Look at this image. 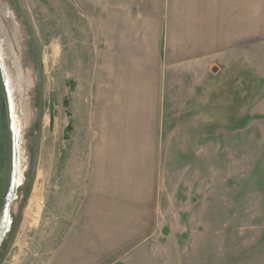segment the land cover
Listing matches in <instances>:
<instances>
[{
	"label": "rangeland",
	"instance_id": "1",
	"mask_svg": "<svg viewBox=\"0 0 264 264\" xmlns=\"http://www.w3.org/2000/svg\"><path fill=\"white\" fill-rule=\"evenodd\" d=\"M112 3L0 0V51L11 79L22 175L0 264H58L68 224L62 155L90 151V139L103 133L93 128L84 100L101 11ZM262 4L254 31L247 25L236 46L214 50L212 68H174L163 108H145L159 216L140 264H264Z\"/></svg>",
	"mask_w": 264,
	"mask_h": 264
},
{
	"label": "crops",
	"instance_id": "2",
	"mask_svg": "<svg viewBox=\"0 0 264 264\" xmlns=\"http://www.w3.org/2000/svg\"><path fill=\"white\" fill-rule=\"evenodd\" d=\"M110 1L84 100L104 134L90 139V151L62 155L75 164L63 163L68 224L58 264H140L159 216L145 108H163L174 68H212L217 53L245 38L247 25L254 31L263 7V0Z\"/></svg>",
	"mask_w": 264,
	"mask_h": 264
},
{
	"label": "water",
	"instance_id": "3",
	"mask_svg": "<svg viewBox=\"0 0 264 264\" xmlns=\"http://www.w3.org/2000/svg\"><path fill=\"white\" fill-rule=\"evenodd\" d=\"M6 78L7 74L0 62V219L6 209H8L9 213L10 206L15 198H10L13 136L10 125L9 100L5 83ZM4 235L5 232L0 234V242Z\"/></svg>",
	"mask_w": 264,
	"mask_h": 264
},
{
	"label": "bare ground",
	"instance_id": "4",
	"mask_svg": "<svg viewBox=\"0 0 264 264\" xmlns=\"http://www.w3.org/2000/svg\"><path fill=\"white\" fill-rule=\"evenodd\" d=\"M0 62L2 64L3 69L5 70V64L3 61L2 53L0 51ZM6 72V70H5ZM7 74V73H6ZM6 83V89L8 94V100H9V114H10V125L12 130V179H11V187H10V198L16 196V189L19 186L22 175L20 171V154H19V146H18V140H17V120L14 115V103L12 98V86H11V79L7 75V78L5 79ZM10 226V218L8 209L2 214V218L0 219V234H3L7 231V229ZM1 238V237H0Z\"/></svg>",
	"mask_w": 264,
	"mask_h": 264
},
{
	"label": "trees",
	"instance_id": "5",
	"mask_svg": "<svg viewBox=\"0 0 264 264\" xmlns=\"http://www.w3.org/2000/svg\"><path fill=\"white\" fill-rule=\"evenodd\" d=\"M67 129H68V130H73V129H72V124H71V125L69 124V126H68ZM68 138H69V137H68Z\"/></svg>",
	"mask_w": 264,
	"mask_h": 264
}]
</instances>
